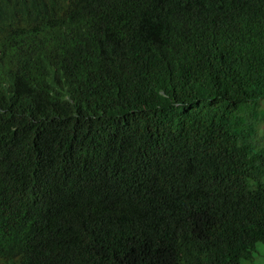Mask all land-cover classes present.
<instances>
[{
    "label": "trees",
    "instance_id": "16d2710c",
    "mask_svg": "<svg viewBox=\"0 0 264 264\" xmlns=\"http://www.w3.org/2000/svg\"><path fill=\"white\" fill-rule=\"evenodd\" d=\"M264 0H0V264H242L264 245Z\"/></svg>",
    "mask_w": 264,
    "mask_h": 264
},
{
    "label": "rangeland",
    "instance_id": "374dc122",
    "mask_svg": "<svg viewBox=\"0 0 264 264\" xmlns=\"http://www.w3.org/2000/svg\"><path fill=\"white\" fill-rule=\"evenodd\" d=\"M261 108L264 110V102L261 103ZM258 135L261 140L264 139V121L258 124ZM254 260L252 262H242V264H264V245L258 244L257 250L254 253Z\"/></svg>",
    "mask_w": 264,
    "mask_h": 264
}]
</instances>
